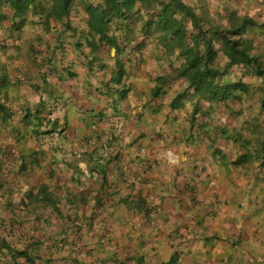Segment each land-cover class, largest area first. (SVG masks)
I'll list each match as a JSON object with an SVG mask.
<instances>
[{
    "label": "crops",
    "instance_id": "crops-1",
    "mask_svg": "<svg viewBox=\"0 0 264 264\" xmlns=\"http://www.w3.org/2000/svg\"><path fill=\"white\" fill-rule=\"evenodd\" d=\"M185 1L208 17L264 18V0ZM15 35L0 50V264H31L3 238L16 254L36 243L34 264H171L173 254L180 264H264V211L241 206L251 190L238 177L217 176L223 160L210 159L211 139L191 125L192 101L175 103L186 81L155 93L171 71L157 48L144 62L134 53L118 79L115 48H102L100 68L56 47L54 28L29 23ZM201 227L205 237H194ZM223 231L231 239L209 241L211 258L208 247L191 252Z\"/></svg>",
    "mask_w": 264,
    "mask_h": 264
},
{
    "label": "trees",
    "instance_id": "trees-1",
    "mask_svg": "<svg viewBox=\"0 0 264 264\" xmlns=\"http://www.w3.org/2000/svg\"><path fill=\"white\" fill-rule=\"evenodd\" d=\"M208 16L185 0H0V31L4 32L0 35V50H9V38L24 31L26 25L38 24L47 32L54 28L56 47H74L89 66L105 68L102 48H115V77L120 79L128 58L132 61V55L139 52L144 62L143 52L148 48L154 52L157 48L155 57L171 71L157 77L155 93L159 94L170 78L184 79L186 89L176 98L193 89V94L198 95L197 106L192 109L194 118L204 104L219 108L243 101L252 91L248 79L260 80L259 104L264 113V52L258 50L256 41L249 36L250 31L264 24L255 17L237 14L225 17L224 24H215L221 17ZM77 17H81L78 24ZM238 69L242 70L240 75L236 74ZM231 73L236 76L229 77ZM223 85L225 90L221 88ZM191 123L194 125L192 120ZM245 125L248 128L249 121ZM221 132L225 134V129ZM260 133L263 137L262 130ZM258 136H245L252 151L248 158L255 160L249 164L264 171V139L258 145L251 142ZM245 158L242 155L231 163L241 165L248 161ZM140 200L139 196L137 201ZM1 241V248H7L15 259L24 256L34 264L29 248H36V243L17 250L16 254L10 242L5 238ZM173 255L167 263H176V254Z\"/></svg>",
    "mask_w": 264,
    "mask_h": 264
},
{
    "label": "rangeland",
    "instance_id": "rangeland-1",
    "mask_svg": "<svg viewBox=\"0 0 264 264\" xmlns=\"http://www.w3.org/2000/svg\"><path fill=\"white\" fill-rule=\"evenodd\" d=\"M264 17V16H262ZM78 17L76 18L75 22L78 24ZM221 20L216 23H223V19L225 17H221ZM81 21V17L79 19ZM259 22L264 24V18L263 19H258ZM250 37L254 38V41H256V46L259 51L264 52V25L255 31H250L249 33ZM11 43V42H10ZM24 53V51H22ZM22 54V53H21ZM0 65L4 66L7 65L3 60H0ZM242 70L238 69V75H240ZM235 74V73H234ZM233 73L230 74L229 77H234ZM234 75V76H233ZM226 79V78H225ZM228 79V78H227ZM248 79V78H247ZM252 84V91L248 95L245 96L244 100L238 103L235 102H230L229 107L221 106L219 108H215L213 110L212 106L210 107V104L207 103L206 105L204 104V107L198 108V114L193 120V110L191 112L190 120L194 121V126L201 125L204 128V131L206 133L207 138H210L211 141H207L209 144V147L207 146L206 149L210 159H221L223 160V165L224 168L222 171L217 173V176L220 177V174L225 175V185H228L231 183V175H235L238 177V183L240 187L250 189L251 191L249 193H243V196L245 194V200L240 201L241 206L249 208L250 206H254V209L259 208L261 212L264 211V171L259 170L256 166L253 164L255 160L252 158H248L250 152L249 145L247 144L245 140V136L251 135V136H256L259 134L258 137H253L252 138V143L258 145L260 141L264 139V136L262 137V133H260V130H262L263 135H264V126L263 121H264V113H261L260 111V104H259V97L261 96L260 94V89H259V81L255 82L252 79H248ZM4 82V76H1V82H0V92H2L3 89L6 88V85L3 84ZM225 82V81H224ZM225 84V83H224ZM5 86V87H4ZM221 88L225 90V85H223ZM185 96L192 101V108L197 106L198 103V95L195 96L193 94V89L189 90V94L186 92H183L181 95H179L178 98H175V103L179 104V102H182L185 99ZM180 108V107H178ZM179 110V109H178ZM256 119V117H258ZM262 119V123H260ZM246 121H249V127L247 128L245 123ZM257 121V124H254ZM43 124H46L43 123ZM211 125V131H209V126ZM257 125V127H256ZM225 129V134H221L219 131V128ZM243 127V129H241ZM261 128V129H259ZM251 129V130H250ZM253 130V131H252ZM262 138V140H261ZM224 139V140H223ZM235 141V142H233ZM220 142L222 144H220ZM222 149V150H221ZM253 150V149H252ZM209 151V152H208ZM238 155L241 157L242 155H246V158L243 160H247V162L241 164V165H234L232 164V160L234 158H240ZM263 159H260L262 161ZM219 161V160H218ZM221 162V161H220ZM259 172V175H257L256 172ZM244 190V189H243ZM242 191V190H241ZM248 194V195H247ZM198 202V201H197ZM178 210H181V207H178ZM262 217V213L260 215ZM179 224H184L181 219L178 221ZM203 226V224H201ZM195 229V228H194ZM183 227H181L180 232H179V237L184 238L183 235H181ZM198 233L192 232L193 236H203L205 237L204 233V227H201L197 229ZM174 235L178 233L177 230L172 231ZM150 233V232H149ZM232 234H230L227 231L220 232L218 234H213L210 236V242H213L216 237H219L222 239L228 238L230 241V237ZM187 238L186 241H189L188 239H197V238ZM234 240V239H232ZM182 241H185V239H182ZM237 242V239H235L233 242ZM207 244L204 245L202 243L199 244V242H192L195 244L194 247L191 248V252H197V253H204L203 249L208 247V249L205 250V253L208 255L209 258H211L210 254L212 252L211 245L209 243V240L205 241ZM249 242V240L243 239L238 241L237 243L243 247ZM179 243V242H178ZM182 244L180 242L177 244V251H179V246ZM162 248H165L166 250L170 251V247L167 248L166 245H162ZM213 248V246H212ZM211 250V252H210ZM204 253V254H205ZM229 258H231V252H229ZM174 256V255H173ZM182 256V255H181ZM227 256V255H226ZM172 257V256H171ZM170 257V258H171ZM177 260L175 264H180L178 261L180 260L179 256H176ZM170 260V259H169ZM137 264H140L138 261L136 262Z\"/></svg>",
    "mask_w": 264,
    "mask_h": 264
},
{
    "label": "clouds",
    "instance_id": "clouds-1",
    "mask_svg": "<svg viewBox=\"0 0 264 264\" xmlns=\"http://www.w3.org/2000/svg\"><path fill=\"white\" fill-rule=\"evenodd\" d=\"M203 107H204V105H203ZM211 107V106H210ZM215 108H213V110H214ZM193 114V113H192ZM192 120V119H191ZM193 120H194V117H193ZM190 123H191V121H190ZM192 124V123H191ZM193 124H194V121H193ZM221 127L219 128V131L221 132ZM221 134L223 135V133L221 132ZM169 152H172V153H174L175 155H176V160L175 161H172V160H170V157H169ZM166 157H167V159L170 161V162H173V163H176V162H178V160H179V155L176 153V151H174V150H168V151H166ZM206 240H209L210 241V238H206ZM177 252H179V251H177Z\"/></svg>",
    "mask_w": 264,
    "mask_h": 264
},
{
    "label": "built area",
    "instance_id": "built-area-1",
    "mask_svg": "<svg viewBox=\"0 0 264 264\" xmlns=\"http://www.w3.org/2000/svg\"><path fill=\"white\" fill-rule=\"evenodd\" d=\"M169 157H170V160H172V161H175L176 160V155L174 154V153H172V152H169Z\"/></svg>",
    "mask_w": 264,
    "mask_h": 264
}]
</instances>
